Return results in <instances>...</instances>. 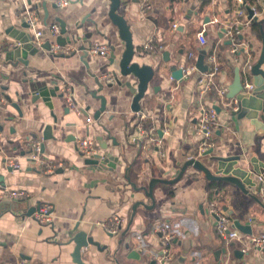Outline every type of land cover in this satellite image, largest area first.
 <instances>
[{
    "label": "crops",
    "instance_id": "obj_1",
    "mask_svg": "<svg viewBox=\"0 0 264 264\" xmlns=\"http://www.w3.org/2000/svg\"><path fill=\"white\" fill-rule=\"evenodd\" d=\"M59 1L0 0V97L6 99L0 104V192L26 189L30 193L26 199H0V264H79L74 240L78 233H86L100 245L83 248L86 264H162V226L174 234L173 258L163 264H264V251L244 253L240 242L223 240L210 213L214 202L231 210L233 219L250 225L253 234L264 233V197L257 186H248L249 193H244L236 185L210 181L189 166L175 183L154 182V198L144 189L153 179L174 180L191 157L212 169L215 155H240L246 160L256 155L264 162V128L234 115L236 99L228 97L238 71L244 84L254 81L249 70L263 49L259 21L264 19V0H247L258 20L248 18L247 7L243 16L237 15L239 0H151L147 12L142 11L140 0H121L119 14L127 19L133 35V61L155 71L140 112L146 126L170 129L160 148L136 139L140 120L132 110L134 94L124 83L136 86L138 79L119 73L126 44L109 16L111 1L69 0L67 6ZM29 11L40 15L46 42L62 40V34L55 38L48 30L62 20L67 24L63 37L69 36L70 43L78 47L110 43L115 62L111 63V55H54L44 47L29 52L23 58L27 62H22L10 44L24 35L33 36L34 31L25 27ZM233 26L238 27L233 30L236 37L228 44L230 34L221 31L229 32ZM203 29L205 45L198 38ZM149 42L164 48L150 52L145 48ZM204 50L216 53L220 64L217 88L205 93L197 72L173 78L174 67L191 66ZM165 51L170 52L169 61L164 59ZM190 53L196 58H190ZM114 71H118L117 83L100 81L102 74ZM66 84L73 87L88 115L68 107L61 94ZM218 89L227 90L221 94ZM42 91L53 95L38 96ZM104 99L105 110L97 119ZM213 107H219V126L206 142L197 122L203 109ZM88 116L94 119L92 124ZM83 137L96 142L98 155L118 161H111V166L88 164L77 149V139ZM33 139L42 141V159L55 164L54 171H46L30 158ZM204 149L213 152L204 155ZM9 158L19 161L20 169L8 168ZM42 203L53 205L54 224L42 225L31 214ZM114 215L126 222L110 236L100 223ZM128 242L133 243L129 249ZM132 250L139 252V258L136 254L128 258Z\"/></svg>",
    "mask_w": 264,
    "mask_h": 264
},
{
    "label": "built area",
    "instance_id": "obj_2",
    "mask_svg": "<svg viewBox=\"0 0 264 264\" xmlns=\"http://www.w3.org/2000/svg\"><path fill=\"white\" fill-rule=\"evenodd\" d=\"M141 1V9L143 12H147L152 8L151 0H140ZM241 3V7L237 10V15L239 17L245 14L247 0H239ZM60 6H67L69 4V0H61L58 2ZM25 21L29 25V27L34 31L33 36L31 37L30 43L37 48H43L46 44L45 35L46 32L43 27L40 25L42 24V20L40 15L37 12H28L25 14ZM237 26V25H236ZM233 26L229 32L231 39L235 40V33L233 30H236L238 27ZM178 27V23L173 24V28L176 29ZM49 33L53 37H59L62 34L61 25L55 23L48 27ZM228 31V30H227ZM199 41L202 45L207 43V38L205 35V30H201L198 33ZM13 48L15 46L21 45L18 41L15 43L10 44ZM145 48L153 53H156L159 50L164 48L163 45L153 44L149 42L146 44ZM113 47L110 43H93L90 47H87V51L89 54H93L102 58H108L111 55ZM49 51L54 55H73L79 52H83L80 47L76 46L73 43L66 42L62 43L60 41L54 42L50 44ZM205 51V50H204ZM84 53V52H83ZM190 58H196L194 53H190ZM197 63V61H196ZM196 63H193L191 66L183 69L184 75L188 77H192L194 72L198 73L197 82L200 87V90L205 93L214 88H217L215 77L220 70V64L218 60V56L216 53H210L206 50L205 54V64L208 66L207 71H200L197 67ZM100 81L104 84H115L118 82V76L112 72H107L102 74L99 77ZM248 87L252 88L253 85L248 84ZM221 94H225L227 89H218ZM61 94L66 99L67 105L70 109H72L78 115H85L87 111L80 105L79 101L76 98L75 91L73 87L66 84L61 89ZM6 99L1 96L0 97V104H4ZM233 108L237 109V101H235V105ZM139 117V122L137 124V135L136 139L143 140L145 139L148 142H151L156 147L160 148L163 142L164 135L170 134V129L166 127L165 129L158 130L155 127L146 126L142 120L144 119V115L139 111L136 113ZM88 115V114H87ZM93 118L91 116L87 117V122L89 124L93 123ZM219 126V113L213 108L203 109L200 118L197 122L198 130L205 136L206 142L213 137L216 132V129ZM206 142L204 143V148L207 147ZM29 146L31 147V155L30 158L38 163L43 164L45 166L46 171H54L56 168L55 164L52 163H45L42 159V149L43 144L41 140L33 139L30 140ZM77 149L80 154L86 159H95L98 155V150L96 147V142L87 137L78 138L77 139ZM204 149L203 151H205ZM202 151V152H203ZM2 153V145L0 141V155ZM163 155V153H161ZM101 159H104L102 156ZM6 165L8 168L11 169H20L21 165L19 161L9 158L6 160ZM259 182L262 183L260 188V193L264 197V177L259 175ZM30 196V193L26 189H17V190H7L0 192V199H10V200H20L26 199ZM210 213L216 217V229L218 235L225 240L226 242L231 241H238L241 243L242 247L241 250L246 253L247 251L254 249L257 251H264V233L262 234H246L241 232L237 229L234 225V219L231 215L227 213L225 209L219 207L216 203L210 204ZM33 216L35 219L42 225H52L54 224V215H53V205L51 203H42L38 206L36 211L34 212ZM126 220L119 215H114L109 218L105 222H101L100 225L107 231L109 234H117L122 226L125 224ZM160 232L163 236V252L161 256L162 264L166 261H170L173 258V254L170 250V241L172 240L174 234L173 232L167 227L162 226L160 228ZM20 264H26L24 261Z\"/></svg>",
    "mask_w": 264,
    "mask_h": 264
},
{
    "label": "water",
    "instance_id": "obj_3",
    "mask_svg": "<svg viewBox=\"0 0 264 264\" xmlns=\"http://www.w3.org/2000/svg\"><path fill=\"white\" fill-rule=\"evenodd\" d=\"M111 1V9L109 12V16L113 23L118 26L120 37L125 41L126 48L125 51L119 61V73L124 77H130L135 76L138 79V83L135 86L132 84L131 81H126L124 84L131 89L132 93L134 94L133 104H132V110L134 112L141 111V100L146 96L147 91L149 89V86L151 84V81L153 80L155 76V71L152 66L150 65H140L138 62L133 61L134 57L136 55L135 46L133 44V35L132 31L130 29V25L127 21V19L119 14V9L121 6V0H110ZM42 5L46 8L47 2L44 1ZM57 6V4L55 3ZM249 16L248 18L250 20H258L257 17H255V9L250 5L246 4ZM60 20V19H59ZM60 25L62 28V36L61 41L62 43L71 42L70 37L64 38L63 35L67 33V24L66 22L60 20ZM260 27H261V33L263 35V49L260 54V57L258 61L250 66L249 74H251L254 77V81L252 83H248L253 85L252 88L248 87L247 83H243L241 79V75L239 71L237 72V75L235 77V80L231 87L229 88L230 92L228 97L231 99H236L237 101V109L234 111V115H238V117H248L252 120V122L256 125L258 129L264 128V122L260 119H264V30H263V24L264 19H261L259 21ZM25 27H29V25L26 23ZM30 28V27H29ZM242 28V27H241ZM227 29L223 28L221 33L222 35H225L227 33ZM242 39V37L240 36ZM31 38L28 36L19 37L17 41L21 43V45L14 47V52L18 57H21L22 62H27L25 59L29 54V52H36L38 49L34 45L30 43ZM233 40L230 39L228 41V44H233ZM92 44H89L88 47H90ZM44 48L50 49V42H46ZM80 49L84 52V56H87L89 53L87 51V47H80ZM205 54L206 51H202L200 56L197 59V67L200 71H207L208 66L205 64ZM164 59L169 61L170 60V52L165 51ZM116 59V54L114 51L111 53L110 61L113 64ZM118 71H114L112 73L117 75ZM183 69L182 68H175L173 69V78L181 79L183 77ZM58 90V89H57ZM52 94L51 91H42L38 94V96H43L45 98L50 97ZM50 99V98H49ZM106 106V100L104 99L102 102V106L100 110H98L95 114V118H99L101 113L105 110ZM217 112L219 113V107H215ZM262 113V115H260ZM260 118V119H259ZM204 155L211 154L213 152V149L205 150L203 151ZM102 156H98L95 159H87V163L91 165H99L101 162L105 164H109L110 166L113 164L111 161H118V159H115L114 157H108L107 159H101ZM213 161V168L207 167L201 161H199L195 157H191L188 159V161L185 163V165L182 167V170L178 177H176L174 180H166V179H153L149 185L148 188H144L147 195L151 198H154L153 196V185L154 182H164V183H175L179 181L187 167L193 166L199 171H202L207 179L210 181H224L233 185L238 186L244 193H249L247 187L248 186H257L260 190L262 183H257L255 180V175H262L264 177V162L260 160L258 156H252L246 160L245 156L240 155H230V156H224V155H215L211 157ZM102 160V161H101ZM115 164V163H114ZM115 166V165H114ZM11 169V168H10ZM13 170V169H11ZM38 207L34 209L33 213L36 211ZM227 213L232 216L233 212L227 207L225 208ZM234 225L237 229H239L241 232L246 234H252V227L250 225L243 224L239 219L234 218ZM110 236H113V234H110ZM75 242L77 243L76 249H75V258L76 261L79 264H86L84 263L82 259V250L84 247L89 246L90 244L100 246L97 241L93 239V237H88L86 233H78V236L74 238ZM133 241V236H132ZM122 243V241H121ZM133 244V243H132ZM132 244L130 242L126 243V248L129 249ZM107 248L106 246H103L102 249ZM137 255L139 258V252L132 250L131 253H129L128 258H133L134 255Z\"/></svg>",
    "mask_w": 264,
    "mask_h": 264
},
{
    "label": "trees",
    "instance_id": "obj_4",
    "mask_svg": "<svg viewBox=\"0 0 264 264\" xmlns=\"http://www.w3.org/2000/svg\"><path fill=\"white\" fill-rule=\"evenodd\" d=\"M253 24H254V26H257L258 23H253ZM196 61H197V60H196Z\"/></svg>",
    "mask_w": 264,
    "mask_h": 264
}]
</instances>
